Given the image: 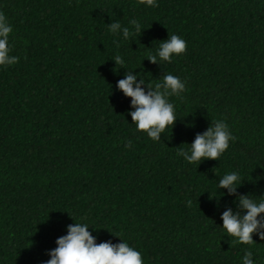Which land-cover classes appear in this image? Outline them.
Wrapping results in <instances>:
<instances>
[{
    "label": "trees",
    "instance_id": "trees-1",
    "mask_svg": "<svg viewBox=\"0 0 264 264\" xmlns=\"http://www.w3.org/2000/svg\"><path fill=\"white\" fill-rule=\"evenodd\" d=\"M0 13L17 57L0 66V264H43L73 222L97 243L127 240L144 264H240L244 248L264 264V240L222 236L220 214L237 205L216 189L235 171L236 194L264 195V0H0ZM172 34L185 51L150 63ZM129 71L186 82L159 141L115 88ZM220 118L235 136L225 152L184 161L179 150Z\"/></svg>",
    "mask_w": 264,
    "mask_h": 264
},
{
    "label": "clouds",
    "instance_id": "clouds-1",
    "mask_svg": "<svg viewBox=\"0 0 264 264\" xmlns=\"http://www.w3.org/2000/svg\"><path fill=\"white\" fill-rule=\"evenodd\" d=\"M145 6H155V0H137ZM135 32L141 33L142 28L135 20L129 21ZM112 33H121L123 39L129 38V29L121 28L116 21L108 25ZM12 26L5 16L0 13V66H8L16 62L17 57L11 55L9 34ZM154 54L149 53L145 58L150 63L170 62L174 57L182 54L186 42L178 35H167L166 39L158 41ZM114 64L123 63L117 56ZM185 81L171 73H165L155 83H145L143 78L137 79L131 71L122 79L116 81L115 88L123 96L130 98L127 115L135 129L147 135L153 141H159V134L164 133L169 126L172 128L177 119L174 104L169 97H179L185 91ZM144 85V87H141ZM147 89V90H145ZM235 136L229 130L223 118L213 119L206 129L197 133L189 147L180 149L178 155L188 163L196 165L202 160H217L229 147ZM242 183L238 172H226L216 184V189L226 190L228 195L234 196L237 210L226 208L220 214L222 236L231 238V244L252 245L253 236L264 240V195L259 199L249 194H236V189ZM223 195V193H221ZM90 225L85 222H73L66 226L65 234L57 237L55 247L47 251L48 259L43 264H144L141 253L127 240L118 242L105 240L97 243V236L88 230ZM114 236V235H113ZM240 264H257L252 258L253 252L242 249Z\"/></svg>",
    "mask_w": 264,
    "mask_h": 264
}]
</instances>
